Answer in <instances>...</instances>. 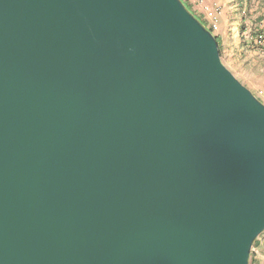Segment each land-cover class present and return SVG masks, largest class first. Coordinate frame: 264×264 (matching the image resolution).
Listing matches in <instances>:
<instances>
[{
  "label": "water",
  "instance_id": "1",
  "mask_svg": "<svg viewBox=\"0 0 264 264\" xmlns=\"http://www.w3.org/2000/svg\"><path fill=\"white\" fill-rule=\"evenodd\" d=\"M264 104L181 0H0V264H249Z\"/></svg>",
  "mask_w": 264,
  "mask_h": 264
},
{
  "label": "rangeland",
  "instance_id": "2",
  "mask_svg": "<svg viewBox=\"0 0 264 264\" xmlns=\"http://www.w3.org/2000/svg\"><path fill=\"white\" fill-rule=\"evenodd\" d=\"M234 1L221 0L223 5L219 6L206 2L220 11L219 26L213 35L221 36V61L243 85L264 87V40L259 43L255 36L257 29H264V0H245L243 8L238 9L234 18L230 13L224 15V6L229 8ZM200 19L208 24L202 16ZM258 19H262V24Z\"/></svg>",
  "mask_w": 264,
  "mask_h": 264
},
{
  "label": "crops",
  "instance_id": "3",
  "mask_svg": "<svg viewBox=\"0 0 264 264\" xmlns=\"http://www.w3.org/2000/svg\"><path fill=\"white\" fill-rule=\"evenodd\" d=\"M204 1L209 2L211 4H217L218 6L219 4L223 5V3H221V0H204ZM244 3H245V0H240V1L236 0L233 2V4L230 3L229 8L228 6H224V15L230 13L233 15V18H234L237 15L238 9L243 8ZM186 5H189L190 10L194 11V7L191 4L186 2ZM215 36L218 37L219 41L221 42L220 34H217ZM244 86L248 88L250 91H254V89H256L255 92H252L253 94L256 92L257 93L261 92L264 95V87L261 85L257 87H254V85H250V84L244 85ZM249 264H264V232L255 240V243L253 244L251 248Z\"/></svg>",
  "mask_w": 264,
  "mask_h": 264
},
{
  "label": "built area",
  "instance_id": "4",
  "mask_svg": "<svg viewBox=\"0 0 264 264\" xmlns=\"http://www.w3.org/2000/svg\"><path fill=\"white\" fill-rule=\"evenodd\" d=\"M194 7V11L198 12L206 21L207 27L215 33L219 26V8L208 5L204 0H184ZM264 40V39H262ZM260 40V43L262 42ZM264 45V41L262 42ZM255 97L264 104V95L260 92Z\"/></svg>",
  "mask_w": 264,
  "mask_h": 264
},
{
  "label": "trees",
  "instance_id": "5",
  "mask_svg": "<svg viewBox=\"0 0 264 264\" xmlns=\"http://www.w3.org/2000/svg\"><path fill=\"white\" fill-rule=\"evenodd\" d=\"M182 1V3L184 4V6L186 7V9L206 28V29H208L212 34H213V32L207 27V25L206 24H204L203 23V21L200 19L201 18V15H198L197 14V12L196 11H191L190 10V7H189V5H186V2H184V0H181ZM259 20V23L260 24H262L261 22H262V19H258ZM261 27V26H260ZM255 36H256V39L258 40V41H260V40H262V39H264V29L263 28H259V29H257V31L255 32ZM215 38H216V41H217V44H218V49H219V53H220V57H221V44H220V41H219V39H218V37H216L215 36ZM260 43V42H259ZM255 243V242H254ZM253 243V244H254ZM253 246V245H252Z\"/></svg>",
  "mask_w": 264,
  "mask_h": 264
}]
</instances>
